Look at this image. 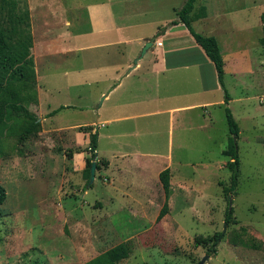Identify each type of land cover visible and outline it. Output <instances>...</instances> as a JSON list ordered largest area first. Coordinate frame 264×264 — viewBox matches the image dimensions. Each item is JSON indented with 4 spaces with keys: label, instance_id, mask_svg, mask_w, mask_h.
I'll return each mask as SVG.
<instances>
[{
    "label": "rangeland",
    "instance_id": "1",
    "mask_svg": "<svg viewBox=\"0 0 264 264\" xmlns=\"http://www.w3.org/2000/svg\"><path fill=\"white\" fill-rule=\"evenodd\" d=\"M13 1L16 11L30 14L38 92L30 111L41 128L24 139H1L0 184L7 199L0 264H84L121 243L131 253L119 264H198L207 255L206 264H264V0H197L193 12L207 10L193 27L218 41L238 138L230 133L213 64L184 25H170L187 0H111L131 40L112 59L124 69L134 66L141 44L154 39L140 63L168 53L169 67L178 71L157 78L135 70L102 107L104 85H80L76 74L106 65L104 49L75 53L69 47L103 36L69 35L90 30L84 7L104 0ZM60 106L70 108L50 117ZM95 132L98 147L90 152ZM231 137L240 159L234 193ZM166 168L172 175L169 213L157 222L165 202L159 175ZM242 228L262 243L260 250L232 244ZM224 230L216 253L209 252L212 237Z\"/></svg>",
    "mask_w": 264,
    "mask_h": 264
},
{
    "label": "trees",
    "instance_id": "2",
    "mask_svg": "<svg viewBox=\"0 0 264 264\" xmlns=\"http://www.w3.org/2000/svg\"><path fill=\"white\" fill-rule=\"evenodd\" d=\"M197 0H187L184 6L177 11L178 19L170 23L171 26L182 24L196 44L202 49L205 57L211 61L217 72L218 82L225 93V110L227 124L232 135L238 138L239 125L234 119L230 108L231 100L228 94L224 78L225 64L216 37L206 36L195 30L193 23L207 17V10L202 7L198 13H194ZM18 10L17 3L13 0H0V144L3 137L26 136L40 131L39 119L31 113L30 107L38 103V92L36 89L35 62L31 54L34 40L31 32L29 10ZM263 23V37L260 44L264 47V14L261 16ZM70 108L61 106L52 111L49 116H55L61 111ZM81 132H86L87 127H81ZM98 147V133L91 135L90 145L87 149L90 152L96 151ZM227 154L231 157L230 168L232 170L230 190L234 193L238 186L239 178V151L237 142L231 137ZM0 151V156H1ZM90 162V161H88ZM93 163H90L92 166ZM91 169V168H90ZM90 175V171L88 170ZM171 171L169 168L163 170L159 177L165 194V202L158 214L157 222H160L169 213V197L172 193ZM7 199V191L0 184V218L3 216L2 206ZM233 209L228 210L226 222L232 221ZM223 232L216 233L213 237V244L209 252L216 253L215 247L224 238ZM233 245H242L252 250H260L262 243L247 233L246 228H242L232 239ZM130 247L126 243H121L84 264H119L129 258ZM37 264V263H36Z\"/></svg>",
    "mask_w": 264,
    "mask_h": 264
},
{
    "label": "crops",
    "instance_id": "3",
    "mask_svg": "<svg viewBox=\"0 0 264 264\" xmlns=\"http://www.w3.org/2000/svg\"><path fill=\"white\" fill-rule=\"evenodd\" d=\"M82 7V6H81ZM83 8V7H82ZM87 12H89V18H90V30H87L85 32H79V33H70L69 37L74 39L76 37H82L79 36V34H83L85 36H98L101 35L103 36L102 39L99 42H96L95 40H91L90 43H85L81 46V48L77 46H70L69 48L72 49L75 53L76 51H96L99 49H104L103 55H101L103 58L101 60L105 59V62L107 63L106 65L104 64H99V65H91L90 68H86L85 66L81 72H77L76 76H79L78 78L80 79V85L81 84H87L91 85L93 83L98 84L101 83L104 85L103 89L100 91L99 98H101V106L105 104V102L111 98L118 90L122 89L124 86L125 80L129 79V76L133 74L135 70H144V73L146 74H152L158 78L161 74H165L168 71L171 70H176L175 68H170L169 67V58L171 56H167V54L162 53L160 57H152L148 63L141 64V59H136V64L132 66L133 64L130 63L127 65V69H124L121 64H119L118 60H114L112 58H115L116 56L122 54L124 51L121 46L123 44L129 43L131 40H125L123 31L126 26L124 24L120 23V19L116 17V14L114 13V10L112 9V1L111 0H104L102 2L98 3H90L87 4L84 7ZM101 14L99 15V13ZM68 27H72L71 23L68 22ZM180 25V24H179ZM178 26V25H177ZM142 39V35H140ZM192 37V36H191ZM195 41V40H194ZM146 42H143L141 44V47L145 46ZM140 44V42H138ZM130 46V45H129ZM68 49V48H67ZM201 49V48H200ZM69 50V49H68ZM66 54L67 52H65ZM71 51V52H73ZM150 50L147 51V53ZM202 51V49H201ZM163 52V51H162ZM123 55V54H122ZM205 56V55H204ZM144 57V56H143ZM96 56L91 55L90 60H95ZM203 58V57H202ZM207 58V57H205ZM111 60V62H115V64L112 62H107ZM205 60V59H204ZM208 60V58H207ZM214 66V65H213ZM129 68V69H128ZM215 68V67H214ZM178 71V70H176ZM216 72V70H215ZM217 76V72H216ZM218 80V78H217ZM117 84L112 85L113 83L117 82ZM219 84V82H218ZM220 86V85H219ZM122 94V93H120ZM149 99H147L148 101ZM128 101V100H126ZM123 99L120 100L121 106H127L128 104L126 103ZM197 105V104H196ZM195 105V106H196ZM61 107V106H60ZM66 107V106H64ZM191 107H194L191 106ZM173 109V108H168ZM176 111H182L183 107L181 108H175ZM188 107H186V110ZM128 117H123V118H117L114 120H107L104 119L103 121L105 122H112V121H117V120H123L127 119ZM100 122V120H99Z\"/></svg>",
    "mask_w": 264,
    "mask_h": 264
},
{
    "label": "water",
    "instance_id": "4",
    "mask_svg": "<svg viewBox=\"0 0 264 264\" xmlns=\"http://www.w3.org/2000/svg\"><path fill=\"white\" fill-rule=\"evenodd\" d=\"M155 43V40L152 39L151 41L147 42L143 48L142 51V55L139 59L143 58V56L147 53V51L149 50L150 47L153 46V44ZM236 142V141H235ZM96 169H97V164L96 162H93L91 169H90V181H89V185H92L95 181V173H96ZM233 200L232 198L229 201V210H231L233 207ZM225 232V230L223 231V233ZM209 256H205L198 264H206L207 261H209Z\"/></svg>",
    "mask_w": 264,
    "mask_h": 264
}]
</instances>
